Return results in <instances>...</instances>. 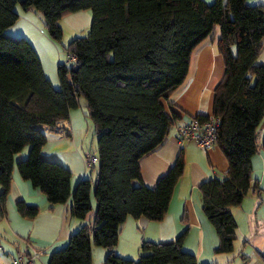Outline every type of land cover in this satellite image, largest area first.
<instances>
[{
  "label": "trees",
  "instance_id": "trees-1",
  "mask_svg": "<svg viewBox=\"0 0 264 264\" xmlns=\"http://www.w3.org/2000/svg\"><path fill=\"white\" fill-rule=\"evenodd\" d=\"M39 10L53 41L63 37L60 20L92 9L88 36L72 38L65 50L76 60L60 62L56 88L46 76L33 44L7 33L18 19L16 6ZM220 29L218 48L225 75L215 88L213 114L220 118L215 143L229 162L222 179L199 184L202 209L218 236L217 252L233 250L236 221L230 207L262 188L253 181V157L259 151L257 128L264 117V65L257 59L264 39V4L247 0H0V214L6 216L17 153L21 176L39 188L51 207L71 196L72 172L41 153L46 135L39 123L54 125L87 103L97 136L99 171L82 178L73 192L72 215L87 221L48 264H93L92 246L109 248L104 264H198L183 248L186 233L175 241H144L138 260L116 253L127 217L161 221L185 171L182 152L155 187L141 181L140 160L160 146L179 118L165 101L185 81L191 53ZM68 60V58H67ZM205 119L207 115H198ZM264 147V140L262 143ZM86 151V152H87ZM93 165L87 166L93 170ZM140 181L134 184V181ZM93 199L96 205L93 204ZM96 206V207H95ZM24 217L39 207L17 203ZM210 264V263H207Z\"/></svg>",
  "mask_w": 264,
  "mask_h": 264
},
{
  "label": "crops",
  "instance_id": "crops-1",
  "mask_svg": "<svg viewBox=\"0 0 264 264\" xmlns=\"http://www.w3.org/2000/svg\"><path fill=\"white\" fill-rule=\"evenodd\" d=\"M204 1L212 4L215 0ZM247 2L264 4V0ZM18 11L21 18L22 10ZM28 11L33 12L34 9L30 8ZM23 16L28 15L24 13ZM219 38L220 29L216 27L213 34L191 53L184 83L165 101L167 111H175L179 118L172 125L163 143L140 160L141 181L149 187H155L182 152L185 171L175 188L168 212L161 221L150 220L144 216L127 217L121 225L115 247L119 255L139 256L141 251H138V248L141 242L142 246L147 240L172 242L185 232L183 248L196 255L198 264H264V117L256 132L259 151L253 157L252 172L253 181L258 182L262 191L260 194L249 193L241 204L229 208L237 224L236 238L230 252L216 251L219 236L202 209V195L199 190L201 182L224 177L229 168L227 156L216 144L210 149H202L195 142L187 141L180 147L176 138L177 125L198 115L213 114L215 88L225 75L224 58L218 48ZM36 51L38 53L37 49ZM38 55L41 59L39 53ZM41 62L46 76L56 88H60L57 75L54 71L49 74L42 59ZM257 62L264 65V39ZM86 114L87 103L80 100V107L73 109L69 118L54 125H36L47 137V142L41 150L42 155L64 164L72 172V192L65 203L51 207L47 196L21 176L17 162L28 156L29 146L15 155L6 216L2 217L0 214V264H12L13 257L19 250L30 253L33 249L44 251L36 264H48L54 251L65 247L71 235L81 225L94 219L95 210L87 219L78 218L72 215L71 211L73 192L79 180L88 176L96 179L98 176V173L93 176L96 164L91 171L84 160V153L89 150L88 130L84 131L85 118L86 128L91 129L92 140L95 137L93 121ZM98 161L97 158L96 163ZM139 183L138 180L134 181V184ZM1 192L0 184V194ZM19 201L37 205L38 214L35 217L22 216L17 210ZM108 252L109 248L93 245V264H104Z\"/></svg>",
  "mask_w": 264,
  "mask_h": 264
},
{
  "label": "rangeland",
  "instance_id": "rangeland-1",
  "mask_svg": "<svg viewBox=\"0 0 264 264\" xmlns=\"http://www.w3.org/2000/svg\"><path fill=\"white\" fill-rule=\"evenodd\" d=\"M16 10H22V13H27L28 16L21 15L11 28L7 30L9 34H12L15 37H25L27 38L33 46L38 50V53L41 56V59L44 63L46 71L51 74L54 73L58 77V65L60 62H67L68 53L65 50L67 44L72 38L78 36H88L91 30V24L93 20V11L92 9H83L75 12H70L60 20V25L63 28V37L59 41H53L49 36L45 28V19L43 14L34 9L33 12L24 10L20 4L16 6ZM19 12V11H18ZM59 79V78H58ZM81 101H86L84 97L80 98ZM80 110V109H79ZM87 118H85L86 121ZM84 121V131L88 130V139L87 146L92 152H97V136L92 140L91 129L87 127V122ZM88 121L91 120L88 118ZM90 135V136H89ZM98 157V156H97ZM99 171V164L96 163L94 168L93 176ZM96 173V174H95ZM93 204L95 200L93 199ZM133 244V241L131 242ZM141 251L139 256L130 257L128 255L122 256L124 258H131L138 260L140 256L144 253L142 248V242L139 244L138 251Z\"/></svg>",
  "mask_w": 264,
  "mask_h": 264
},
{
  "label": "built area",
  "instance_id": "built-area-1",
  "mask_svg": "<svg viewBox=\"0 0 264 264\" xmlns=\"http://www.w3.org/2000/svg\"><path fill=\"white\" fill-rule=\"evenodd\" d=\"M75 60L74 55H68L67 62L72 63ZM219 124L220 118L212 114L205 119L195 116L189 121L177 125L175 130L179 146L182 147L187 141H193L202 149L212 148L216 144V131ZM84 160L87 166H91L93 162L97 161V156L87 151L84 153ZM43 254L42 249H33L30 253L19 250L13 257L12 264H36V261L41 259Z\"/></svg>",
  "mask_w": 264,
  "mask_h": 264
}]
</instances>
